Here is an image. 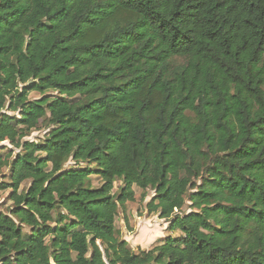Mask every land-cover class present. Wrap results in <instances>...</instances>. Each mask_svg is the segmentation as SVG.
<instances>
[{"label": "trees", "instance_id": "trees-1", "mask_svg": "<svg viewBox=\"0 0 264 264\" xmlns=\"http://www.w3.org/2000/svg\"><path fill=\"white\" fill-rule=\"evenodd\" d=\"M0 146V264H264V0H0Z\"/></svg>", "mask_w": 264, "mask_h": 264}, {"label": "rangeland", "instance_id": "rangeland-1", "mask_svg": "<svg viewBox=\"0 0 264 264\" xmlns=\"http://www.w3.org/2000/svg\"><path fill=\"white\" fill-rule=\"evenodd\" d=\"M39 98L40 95L37 93H32L30 95L31 100ZM39 137H42V134L35 133L31 139L36 140ZM84 166L86 165H82V167ZM67 167H74V163H68ZM7 172V170L4 171V173ZM0 181H3L2 176H0ZM88 181V184L93 188H100L103 184L101 179L96 176L90 177ZM29 186L30 183L28 182L24 184L23 188H28ZM121 186L122 183L120 181L115 183V195L119 193ZM134 191L135 201L128 202L124 208L120 209L119 217L116 222L124 240L130 244L134 251H149L156 245H160L167 238H178L181 236L179 231L171 229V220L161 219L159 215H151L146 210L147 204L153 197V192H149L146 199L143 200V191L137 187H134ZM8 197L9 192H0V212L7 211L11 206ZM188 206L189 205L178 214L190 213L191 210ZM125 219L128 220V224Z\"/></svg>", "mask_w": 264, "mask_h": 264}]
</instances>
